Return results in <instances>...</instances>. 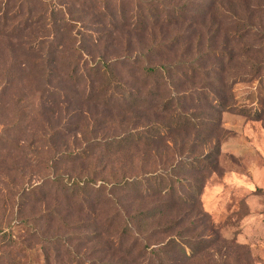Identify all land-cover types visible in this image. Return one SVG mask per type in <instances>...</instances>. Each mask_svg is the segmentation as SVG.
<instances>
[{"label":"rangeland","instance_id":"1","mask_svg":"<svg viewBox=\"0 0 264 264\" xmlns=\"http://www.w3.org/2000/svg\"><path fill=\"white\" fill-rule=\"evenodd\" d=\"M108 1L117 21L104 9ZM162 1L0 0V264H155L138 236L122 245L123 222L101 245L88 241L85 224L94 214L107 220L124 213L110 186L112 165L130 177L150 171L179 177L178 192L188 196L190 184L199 188L193 205L147 227L196 226L190 236L199 253L188 264H264V0H215L207 13L199 0H172L164 12L189 8L192 21L176 17L179 24L167 25L175 16L164 14L143 33L142 17ZM100 29L105 35L98 41ZM44 39L64 48L54 64L39 45ZM160 44L164 53L150 56ZM99 61L117 63L114 74L140 91L141 103L151 104L159 92L177 93L196 103L217 98L228 109L216 106L212 120H221L210 140L180 133L152 150L134 148L131 157L114 154L109 143L130 130L119 119L127 102L106 77L93 82L89 67ZM163 64L170 73L144 76L145 67ZM256 65L263 69L254 75ZM210 80L230 85L223 100L207 89ZM200 157L205 162L195 160ZM203 165L204 172L194 170ZM76 177L88 182L81 184L85 190L67 184ZM133 202L125 200V210ZM162 202L137 201L130 214ZM202 239L213 242L204 247ZM160 240L168 237L159 235L152 247Z\"/></svg>","mask_w":264,"mask_h":264},{"label":"trees","instance_id":"2","mask_svg":"<svg viewBox=\"0 0 264 264\" xmlns=\"http://www.w3.org/2000/svg\"><path fill=\"white\" fill-rule=\"evenodd\" d=\"M172 0H163L159 2L158 9L155 10L150 8L149 15L145 14L142 17V22L139 25V29L144 33L148 32L149 29H152L158 25V21H162V15H169L164 11H167V2ZM174 1V0H173ZM201 4H204L205 11H207L213 7L216 2L215 0H199ZM152 3V2H151ZM170 5V4H169ZM110 8V3H106L104 9L108 10ZM173 10L170 12V15L167 16H175L169 19L167 25H176L180 22L183 23L185 21H192V17L195 15L186 12L185 7H171ZM110 10V9H109ZM170 11V10H169ZM107 13V12H106ZM105 13V14H106ZM122 13V12H121ZM108 14L116 19L117 21V10H110ZM99 20L98 22H105L103 12H98ZM193 15V16H192ZM178 18L179 23L176 22L175 18ZM40 20H45L44 17H40ZM115 21V20H114ZM115 23H110L114 28ZM165 25V26H167ZM124 26V24H123ZM98 36V41L102 40V35H105L103 29H100ZM156 33V32H155ZM64 35L61 34L60 39H64ZM178 40V39H177ZM174 41V42H177ZM43 43V45L41 44ZM47 44V45H45ZM175 44V43H173ZM42 48L49 49L48 52V62L55 63L58 61V58L65 52L64 48L61 49V46L57 43H53L48 39L42 40L39 44ZM173 46V45H172ZM166 47L164 44H160L158 47L153 48L149 51L150 56H158L164 53L163 49ZM77 53V51H76ZM136 62V61H134ZM117 63H105L102 61L96 62L92 66L89 67L90 72L93 73L94 81H98V79L102 77H106L108 83L113 85V90H120L118 95L121 96L122 100L127 102L126 112L119 116L120 122L127 123L130 125V130L118 138L113 139L109 144L115 146L113 152L114 154H125L123 157H131L132 153H129L131 150L136 148L137 150L141 149L142 146L146 148V150H152L153 147L159 146L165 138L173 137L175 134L178 136L180 133H184L185 137L193 136L195 140L201 138L200 141L210 140L214 135L213 131L219 127L218 120H212V113H217L215 111L216 106H219L221 111H226L228 109L225 104L217 105L216 102H220L217 98L212 100L208 99L206 101H202L198 99V103L195 102L190 96H186L183 94H172L170 93H157L153 98L152 103L146 104L141 103V93L140 91H133L126 83L121 82L122 80H118L117 76L114 74L113 67ZM263 67L261 65H256L253 69V74H257L261 72ZM73 72L77 75L81 74L80 64L77 62L74 65ZM171 72V67L168 65L161 66H147L144 68V76L146 78L158 77L160 75H165ZM114 83V84H113ZM216 81L210 80L211 87L210 89L213 94L219 95L220 99L223 100V93L227 92V88L229 89L230 85L226 83H219ZM212 85L216 86V88H212ZM161 91V90H160ZM189 99L190 107L185 106V101ZM196 108H194V106ZM199 109V110H196ZM201 111V112H199ZM198 112V113H197ZM219 114V111H218ZM192 151V150H190ZM77 156V155H76ZM201 159V160H200ZM206 157H200L195 160L205 162ZM124 162L127 161L123 160ZM193 165V162H191ZM190 165V161L183 162L179 166L181 172L184 173L185 168ZM110 167V166H109ZM147 166H144L143 170L146 169ZM191 167V166H190ZM205 165L200 167H195V171L204 172ZM122 168V167H121ZM178 169V168H177ZM191 169V168H189ZM111 174L108 176L111 177L112 182L111 185L113 189V193L119 195L118 200L121 202V209L123 212H116L112 215V217L107 220L101 219L100 215L94 214L92 217V222H87L85 227L90 230V234H88L89 242H96L97 245L102 240H104V236L108 238L115 235L116 228H119L120 223L123 222L125 224V229H123L122 233L117 236L120 241H122V245H124L127 239L138 236L142 241H145L144 249H142L147 253L150 252L155 257V264H188V261L198 255L199 250H194L195 240L192 239L191 233L196 230V226L192 227H184L179 222H174L172 224H158V227L153 228L152 230H147L149 224H153L166 217L170 212L175 210L181 206H191L197 201V198L201 197V191L196 190V185L190 184L189 190L193 196H188L185 193L178 192V187L182 186L181 178H169L166 179V176H162L157 174L155 171L144 172L141 175H136L130 177L126 174V172L119 173L118 168L114 165L111 167ZM103 172H101V175ZM97 172L95 176H98ZM119 177V178H116ZM70 188H78L83 189L81 184L87 186L88 182L86 180H78L77 177L73 180V182H68ZM106 186V182L104 184ZM152 198H157L159 200L165 199V202L158 203L152 207L148 208H138L133 214H130V209L135 205L137 201L145 202V200H149ZM169 200H166V199ZM130 199L134 201L127 210H125L124 201ZM136 201V202H135ZM133 205V206H132ZM127 207V204H126ZM134 208V207H133ZM132 208V209H133ZM99 216V217H98ZM129 217V218H127ZM129 219L133 224H129L125 222V220ZM48 221H50L48 219ZM135 228V229H134ZM175 231H179V234H173ZM166 235L168 240H160L157 244L153 246L152 241L159 237ZM208 239H202V243L207 245L211 241H207ZM200 242V241H199ZM107 246V243L101 246L100 250L103 251V247ZM191 251V252H190ZM190 252V253H189ZM192 254V255H191ZM78 262H82V259H77ZM93 264V263H92ZM154 264V263H153Z\"/></svg>","mask_w":264,"mask_h":264}]
</instances>
